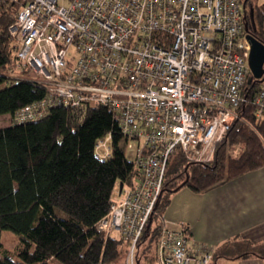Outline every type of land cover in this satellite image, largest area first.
<instances>
[{
    "label": "built area",
    "instance_id": "obj_1",
    "mask_svg": "<svg viewBox=\"0 0 264 264\" xmlns=\"http://www.w3.org/2000/svg\"><path fill=\"white\" fill-rule=\"evenodd\" d=\"M247 7L248 0H26L9 27L20 65L49 91L14 121L41 117L49 104L78 113L102 105L123 139L139 142L140 175L98 226L129 241L128 264H136V245L157 214L174 154L208 162L244 120L243 106L264 113V84L254 87L249 66ZM111 140L97 142L100 157L110 156ZM156 251L158 264L213 259L191 250L184 229L164 226Z\"/></svg>",
    "mask_w": 264,
    "mask_h": 264
},
{
    "label": "trees",
    "instance_id": "obj_2",
    "mask_svg": "<svg viewBox=\"0 0 264 264\" xmlns=\"http://www.w3.org/2000/svg\"><path fill=\"white\" fill-rule=\"evenodd\" d=\"M25 3L0 0V117L8 115L11 121L0 127V264H49L53 259L62 264H120L123 257L128 264L129 241L98 229L115 202L117 183L133 184L140 175L121 146V127L113 113L102 105H87L78 113L49 104L41 117L14 121L22 109L49 96L44 84L11 74L31 71L17 60L15 39L9 33L16 11ZM251 4L248 32L264 44V3ZM262 84L264 76L252 83ZM241 110L244 120L234 124L210 161H189L182 151L171 158L157 214L136 245V264L157 262L163 225L154 223L173 194L184 187L210 191L264 168V113L256 117L251 104ZM109 134L111 153L102 158L96 145ZM235 147L238 156L231 152ZM5 230L19 237L14 251L4 250ZM184 231L190 240V230ZM249 257L264 259V241L235 237L213 252L210 264Z\"/></svg>",
    "mask_w": 264,
    "mask_h": 264
},
{
    "label": "crops",
    "instance_id": "obj_3",
    "mask_svg": "<svg viewBox=\"0 0 264 264\" xmlns=\"http://www.w3.org/2000/svg\"><path fill=\"white\" fill-rule=\"evenodd\" d=\"M249 3L259 6L253 0ZM163 224L170 230L188 228L193 252H214L235 237L263 242L264 168L210 191L182 188L163 213ZM214 264H264V259H219Z\"/></svg>",
    "mask_w": 264,
    "mask_h": 264
},
{
    "label": "rangeland",
    "instance_id": "obj_4",
    "mask_svg": "<svg viewBox=\"0 0 264 264\" xmlns=\"http://www.w3.org/2000/svg\"><path fill=\"white\" fill-rule=\"evenodd\" d=\"M253 1L255 2L256 5H259V6L264 3V0H253ZM247 10L249 11V15H250L251 11H252L250 3L248 4ZM7 73L9 74L10 72L8 71ZM11 74L14 76L20 75L21 77H24L27 79H35V74L32 71L24 73V72H21L19 70L18 71L16 70L15 72H13ZM10 122H11L10 117L8 115L0 117V127L7 126L8 124H10ZM138 144H139V142L135 141V140H130L129 143H127L125 139H123L121 141V146L124 149L125 154L130 161L135 160V154H136ZM231 152L234 156H238L240 150H239V148L237 149L235 147V148L231 149ZM173 196H174V194L171 197V201L173 200ZM118 197H119V183H117V186L115 187V190L113 192V198L117 199ZM176 197H175V200H176ZM174 203H176V202H174ZM160 222L162 223V225H164L163 224V214L158 215V217L154 223V226L158 225ZM2 243H3V247H4L5 251H14L19 245V237L15 233L8 231V230H5L2 233ZM1 255L3 256L2 252H1ZM120 262H121L120 264H126V259L123 257ZM49 264H62V263L56 259H53L49 262ZM154 264H157V262H154Z\"/></svg>",
    "mask_w": 264,
    "mask_h": 264
},
{
    "label": "water",
    "instance_id": "obj_5",
    "mask_svg": "<svg viewBox=\"0 0 264 264\" xmlns=\"http://www.w3.org/2000/svg\"><path fill=\"white\" fill-rule=\"evenodd\" d=\"M247 38L251 44L249 66L252 76L257 80H261L264 76V44L250 33ZM124 185L123 181L119 183L120 192L123 191Z\"/></svg>",
    "mask_w": 264,
    "mask_h": 264
},
{
    "label": "flooded vegetation",
    "instance_id": "obj_6",
    "mask_svg": "<svg viewBox=\"0 0 264 264\" xmlns=\"http://www.w3.org/2000/svg\"><path fill=\"white\" fill-rule=\"evenodd\" d=\"M251 5H253V4H251ZM253 6H254V5H253ZM252 8H253V7L251 6V10H252Z\"/></svg>",
    "mask_w": 264,
    "mask_h": 264
},
{
    "label": "bare ground",
    "instance_id": "obj_7",
    "mask_svg": "<svg viewBox=\"0 0 264 264\" xmlns=\"http://www.w3.org/2000/svg\"><path fill=\"white\" fill-rule=\"evenodd\" d=\"M15 22V21H14ZM12 25V24H11ZM15 41V40H14ZM16 43V42H15Z\"/></svg>",
    "mask_w": 264,
    "mask_h": 264
}]
</instances>
